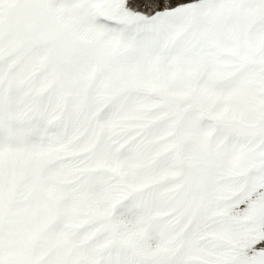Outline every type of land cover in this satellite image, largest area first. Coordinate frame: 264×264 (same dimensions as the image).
Masks as SVG:
<instances>
[{"label":"snow or ice","instance_id":"obj_1","mask_svg":"<svg viewBox=\"0 0 264 264\" xmlns=\"http://www.w3.org/2000/svg\"><path fill=\"white\" fill-rule=\"evenodd\" d=\"M0 264H264V0H0Z\"/></svg>","mask_w":264,"mask_h":264}]
</instances>
